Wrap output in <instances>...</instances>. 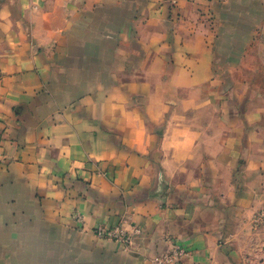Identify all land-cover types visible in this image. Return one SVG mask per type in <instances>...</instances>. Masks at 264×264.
<instances>
[{"label":"crops","instance_id":"obj_1","mask_svg":"<svg viewBox=\"0 0 264 264\" xmlns=\"http://www.w3.org/2000/svg\"><path fill=\"white\" fill-rule=\"evenodd\" d=\"M247 9L0 0V264H160L173 244L169 264H247L264 115L227 99L255 87Z\"/></svg>","mask_w":264,"mask_h":264},{"label":"rangeland","instance_id":"obj_2","mask_svg":"<svg viewBox=\"0 0 264 264\" xmlns=\"http://www.w3.org/2000/svg\"><path fill=\"white\" fill-rule=\"evenodd\" d=\"M250 10V19L254 22L253 42L245 55L244 75L255 83L254 89L240 92L244 97H236L233 91L228 100L236 101L237 110L244 113L247 110L261 109L264 115V0H241ZM239 92V93H240ZM238 95V94H237ZM264 131V116L260 123H255L251 130ZM264 145V139L262 141ZM262 187L256 194V200L251 206L248 224L244 229L242 240L248 244V250L244 252L247 264H264V168L262 169Z\"/></svg>","mask_w":264,"mask_h":264},{"label":"built area","instance_id":"obj_3","mask_svg":"<svg viewBox=\"0 0 264 264\" xmlns=\"http://www.w3.org/2000/svg\"><path fill=\"white\" fill-rule=\"evenodd\" d=\"M97 236L99 237H108V238H124L123 234L118 228L113 230L99 229L97 231ZM186 254V250L180 247L178 244H173L172 248L164 253L163 256L158 258V262L161 264H169L174 261L179 260L182 256Z\"/></svg>","mask_w":264,"mask_h":264}]
</instances>
